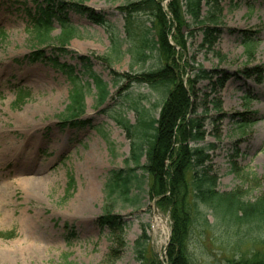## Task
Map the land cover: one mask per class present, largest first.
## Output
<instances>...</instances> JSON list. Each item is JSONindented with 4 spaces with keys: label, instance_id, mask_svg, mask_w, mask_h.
<instances>
[{
    "label": "rangeland",
    "instance_id": "1",
    "mask_svg": "<svg viewBox=\"0 0 264 264\" xmlns=\"http://www.w3.org/2000/svg\"><path fill=\"white\" fill-rule=\"evenodd\" d=\"M28 1L32 6L33 0ZM63 1L82 2L107 20V25H99L70 8L68 13L82 37L71 40L67 53L59 51L56 40L41 45L33 38L22 5L25 0H0V232L14 233L9 239L0 236V264H142L134 246L143 232L162 264H168L171 219L156 204L161 197L148 194L149 175L141 192L134 191L142 198L139 207L114 208L113 213L126 221L127 243L115 257L111 250L118 244L109 226L99 219L106 212L107 176L124 168L131 155L130 140L115 118L124 115L135 124L142 115L159 117L160 92L136 82L128 86L129 78L158 63L157 53L146 62L134 54L145 40L151 44L154 33L147 29L152 18L141 13L129 22L120 9L127 0ZM171 1L159 0L171 24L168 39L177 50L184 84L192 79L191 67L197 64L216 70L215 77L225 79L216 94L208 80L197 85L199 115L208 109L201 144H215L208 150V164L217 175L216 188L239 191L243 199L254 201L264 194V0H220L219 36L212 50L202 46L203 25L192 23L189 16L186 20L191 25L178 33ZM208 10L203 3L202 17ZM59 34L56 23L51 36ZM112 35L122 40V56L110 62L106 56L113 46ZM250 36L251 54L244 43ZM36 50L73 65L74 73L86 84L85 113L80 116L88 121L84 127L63 125L72 83L51 63L31 61L28 56ZM92 75L109 86L110 96L101 106ZM119 75L127 77L117 84ZM217 103L219 109L214 108ZM242 120L251 123L245 133L240 129ZM200 212L188 240L192 264H229L234 258L264 253V232L226 226L216 220L208 204H201ZM156 215L168 230L156 224Z\"/></svg>",
    "mask_w": 264,
    "mask_h": 264
},
{
    "label": "trees",
    "instance_id": "2",
    "mask_svg": "<svg viewBox=\"0 0 264 264\" xmlns=\"http://www.w3.org/2000/svg\"><path fill=\"white\" fill-rule=\"evenodd\" d=\"M27 1L25 0L22 5L33 38L41 45L56 40L61 53H67L66 47L71 40L82 37V30L73 24L65 10L71 8L99 25H107L103 13L84 6L82 2H60L59 6H55L54 0H33V5L29 7ZM203 3L209 10L206 16L202 17ZM219 3L220 0H172L169 8L177 23L178 33L180 34L183 26L191 25L186 20L189 16L192 23L203 25L200 28L203 34L202 46L212 50L219 36V29L216 28V24L220 22L217 15L221 11ZM120 9L125 11L127 18H130L127 19L129 22L134 15L141 13L148 15L149 19L152 18L151 29H147L149 33L151 31L154 33L151 44L148 43V39L145 40L144 45L134 54L138 60L146 62L157 53L158 63L156 67L138 72L136 76L129 78L131 82L128 86L136 82L157 89L161 95V102L157 106L160 109L159 117L150 114L145 118V115H142L135 124L124 115L115 118L116 123L124 129L130 140L131 155L126 159L124 168L114 169L107 176L106 212L99 218L102 225L109 226L118 244L117 248L111 250L114 257L127 245L124 240L126 221L123 216L113 213L114 208L116 206H121L123 209L128 206L137 208L141 205L142 198L134 191L141 192L146 175H149L150 183L148 194L150 197H161L156 204L160 210L169 214L171 219L172 234L166 253L168 264H192L188 240L195 218L201 215V204H208L216 220L222 221L221 223L226 226H241L248 231L264 232V194L250 201L243 199L239 191H218L217 175L212 173V166L208 164L210 160L208 150L215 144H201L206 135L203 117L208 113V109L203 110L202 116L199 115L197 85L201 81L208 80L211 85L210 90L216 94L224 87V77H215L216 70L210 71L197 64L191 67L192 79L187 85L184 84L181 67L176 60L177 50L168 39L171 24L159 0H127ZM56 23L60 27V34L53 38L51 33ZM128 32L131 33L130 27ZM175 38L181 43L178 34ZM111 41L113 46L106 59L110 62L113 59L118 61L122 56V40L112 35ZM244 43L247 52L251 54L254 45L252 36L245 37ZM28 58L31 61H47L68 75L72 88L62 123L66 126L84 127L87 122L80 119V116L85 113L86 84H82L79 76L74 73L75 67L60 62L58 56H47L44 50H36ZM85 66L88 67V63ZM92 77L98 90L97 102L101 106L110 96L109 86L99 76L92 75ZM126 77L119 75L117 84ZM213 78L216 80L213 81ZM25 96L26 94L19 95L18 101L22 102ZM245 100L250 101V97L245 96ZM214 108L219 109L220 104L217 103ZM136 111L140 113L139 109ZM250 124L244 120L240 121L242 133H245V128ZM98 130L104 133L103 128L98 127ZM233 166H235L234 161ZM74 181L71 175V186H74ZM0 236L9 239L14 233L0 232ZM134 251L142 264H162L146 232H143L136 241ZM113 255L110 254L109 257ZM229 264H264V253L256 252L251 256L234 258L229 260Z\"/></svg>",
    "mask_w": 264,
    "mask_h": 264
},
{
    "label": "bare ground",
    "instance_id": "3",
    "mask_svg": "<svg viewBox=\"0 0 264 264\" xmlns=\"http://www.w3.org/2000/svg\"><path fill=\"white\" fill-rule=\"evenodd\" d=\"M155 222L162 229L168 230L165 221L159 215H156Z\"/></svg>",
    "mask_w": 264,
    "mask_h": 264
}]
</instances>
